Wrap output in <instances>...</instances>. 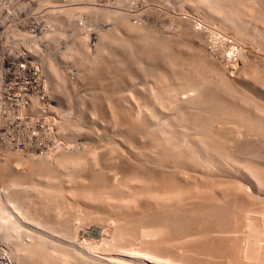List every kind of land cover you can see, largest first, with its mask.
<instances>
[{
	"label": "rangeland",
	"instance_id": "374dc122",
	"mask_svg": "<svg viewBox=\"0 0 264 264\" xmlns=\"http://www.w3.org/2000/svg\"><path fill=\"white\" fill-rule=\"evenodd\" d=\"M218 1L220 2L222 0H217V1L216 0H211V1L210 0H195V1L194 0H121V12L120 11L117 12V11H113V10L90 9L87 7H80L79 9L67 8V9L62 10L60 12H58V11L52 12L51 15L49 16V19L53 24H57V25L61 26V28H64L65 26L70 25L69 27L72 28L71 35H72L73 41L69 42L70 39H68L67 42H69L70 45H68V46L66 45L57 53V54H59V57L61 58L60 60L51 58V57H53V54H51V56L47 57V53H46L44 58L40 61L41 65H42L43 74L45 72L49 73L48 74L49 78H47L48 76L46 74H44L43 80H44V84H45L44 92H45V94L48 95V97L51 100V102H50L51 109L46 114L40 115V117L43 119V121H42V119L36 120L38 122V124L42 126V130H40V131H42V133H43V136H40L39 139H37V140L33 139V141H31V143L34 142L33 144L36 146V149H37V150H33V151L31 150V151L34 152L35 154H37V156L29 154V152H31V151L27 150V152H23V153H17V152L11 153V152H9L4 157L5 159L7 158L4 163H3L4 159L3 160L0 159L2 161V162L0 161V172L2 171V169L5 168L4 165L6 166L7 164H9V165L13 166L14 164H17L19 162V164H17L16 166L14 165L15 168L13 170L14 171L13 173L8 172L9 177H7V174H8L7 172H1L0 173V175L3 174V176H4V177L3 176L0 177V188L2 186H7L6 184L8 183V181L11 179H14L13 180L14 185H16L18 187L13 188V192H15V193L20 192L19 194L22 195V199H23L22 202H24L25 204L26 203L28 204V205L27 204L25 205L23 203L25 205V209H28L27 207H30L29 209L33 215L32 218H35L36 220L38 218V220H40V221L42 220V216H44V215L50 216L49 214H51L53 217L54 213L57 212V209H55L57 207H55V206H59V204H57V203H61V201L64 203V201L65 202L67 201L65 199H68L72 205L70 204L69 201H67L68 205L66 204V206L64 207V210H63V213L66 211L65 214H63L65 220L67 219L66 222L68 221L70 223L69 224L67 222L68 226L70 227V225L73 224L74 227L73 226L70 227L72 230L78 226V227H80L79 231H85V233H88V231H89L90 235H92V233H94V232H92V229L97 228V229H100V231H101L100 233L103 234V236L107 237L108 239H110L112 236L110 234L115 235L114 233H116V237H122V233H121L122 227L119 228V226L116 225L117 228H115V225H113L114 224L113 222H111L110 220H109L110 221L109 222L105 217L101 218L102 216H104L103 213L102 212L98 213L97 211H99V209H102V208L105 210L106 208L104 207L105 206L104 204H107L111 210H113V209L115 210V208H116L117 211L116 210L115 211L119 212L122 210V206L125 208V206L127 207L128 203L130 204L131 199H132L131 202H133V199L137 198L135 196L143 195L142 198L144 197L148 201L151 200V202L152 201L156 202L153 199L160 195L161 197L163 196V198H161V200L164 202V200H166L168 197L171 196L173 191H175L174 193H176V190L180 189V191H183L184 193H188V194L193 192L191 195L185 194V200L183 201V202H185V204L183 202H181V204H183L184 207L180 206V208L183 207L184 210L188 209V211L193 210V208H194L193 206L196 205V203L194 204L192 202V204H190L193 208H190V205H188V204L191 203V201L193 199L194 200H195V198L198 199L199 198L198 196L202 197V199L200 197L199 200H203L204 199L203 197L207 196L208 201L210 200V205L215 204V201L211 200L213 197H215L214 195L219 197V199H221V201L224 199H227V198H229L227 200L230 201V200H232L231 199V197H232L233 199L235 198V200L237 202H239L238 200H240L241 202H246L244 204L250 205L251 206L250 210L253 207H255V210L256 209L258 210V208H256V207L262 206V205L264 207V204H263L264 203V186L263 185L261 186V184L255 183V181H253V180L251 181V179H249V178H244V175L240 177V174L237 175L239 172L236 173L232 169H227L225 167L223 169L222 165L217 166V164H219V163H212V164L209 163V165L207 164L208 165V168H207L206 163L203 162L205 164L204 165L206 167L205 168L202 165L203 163L199 164L200 162L197 161L198 164L194 163L193 167L189 166L191 159H193L192 158L193 156H190L192 154L190 153V148H188V147H191L190 145H192V142H193V144H195V142H196V141L194 142V140L191 139V137L194 135L193 133L192 134L189 133V135L191 137H189V135H187L188 138H190V140H191V141L189 140V142H188L187 137L183 138V136H186V135H183L181 137L178 135L176 137V135H175L174 137H176L177 139H179V138L182 139V141H181V139H179L180 141L178 140L179 142L177 141L180 144L179 145L180 152L177 150L178 151L177 154L180 153L182 155L181 156L182 159L180 157L178 158V156H176L177 154L175 155V158L172 159L173 155L172 156L170 155L171 151L168 154L167 152H169V150H167L166 153L168 155H170L171 158L169 157V159H167L168 157L166 158L165 156L162 155V157H164V158L161 157V159H163V161H161V163L164 162L162 164L160 162H158L161 160L160 156H159V159L157 158L156 160L154 159L153 155H151L152 157L150 156V153L147 150V149L151 150L150 148H147V145L148 144L150 145V143H148L150 141L148 136L146 137V135H145L143 137V139H141V137L139 138V141H140L138 143L139 146H141L143 148H145V147L147 148V149H144V151L142 148V152L141 151L139 152L138 149H136L137 151L134 150V147L136 145L132 146L133 147V151H132V150H130V149H132V147L131 148L126 147L127 146L126 142H125L126 145L124 144V141H125L124 138L134 136L133 132L131 135L130 131H132V130H131V128H129L127 126V123H133L134 124V122H136L140 118L141 110H143V108L141 107L142 108L141 109L140 106H142V104L145 103V102H143L144 99L148 98L147 103H149V99L151 96L150 94H151V92L153 93V89H156L155 87H157V86L158 87L156 90H158V88L163 89L161 87L162 86L165 87L168 83V82H166V83L164 82V84H165L164 85L161 81L157 80V82L162 83V86H161V83L159 84L155 81L156 79H158L157 76H156V78H154L155 76L153 77V75H157L155 73L154 68H156L157 66L158 67L162 66V63H164L163 61L165 59V57H164L165 55L163 56L161 48H160V44H162V43L168 44V42H169V46H170V44H172L171 45L172 46V48H171L172 53H173V48H175L174 52L177 51V54L180 53L181 57L184 56V58H185V56H186V58H189L187 56H189L188 54H190V57L192 55L191 58L193 59L194 57L197 56V59L194 58L195 60H197V62H194V59L193 60L191 58L189 59L195 65H193L192 63H190V65H189L188 62H187L188 64L186 62H184L183 65L185 67L184 66L181 67V69H180L181 73H185L188 76H192L191 74H193V75L197 74L199 76L200 75L199 73L201 71V74L202 73L204 74V75L202 74L203 76H206L208 74L207 77L210 78L211 80H213L212 78H214L217 82H219L218 79L220 78V79H222L219 82L220 85L219 84L217 85L215 80H213L215 82H212L210 80L212 82L210 84L214 85V87L212 85H209V87L211 88V86H212V88L214 90L217 89L216 91H214L215 93L216 92L218 93L220 91L218 94H219V96L220 95L223 96V97L220 96L221 99L226 98L223 100H225L227 102L232 101L230 103H231V105L233 103V106L235 103H237L235 105L238 107H240V106H242L241 108L246 107V110L248 108V110H247L248 112L249 111L255 112V109L257 110V112L259 111L258 109H260V111H261V108H256V107L257 106L258 107L264 106V103H263L264 102V39H262L260 37L258 39L256 33L252 29L251 30L246 29V31L244 30V31L240 32L238 30L239 29L241 30V27H237L238 30H236L233 26L228 27L229 24L227 23L226 19L224 17H222L223 15L221 16V14H219V12L221 13V9H222L221 3H223V4L225 3V5H226L227 0H225L226 2L222 1L219 3V6L221 5L220 6L221 9H219V6L216 8ZM230 1L231 0H228L227 5H229V4L231 5L232 3L234 5V7H236V5H238V3H237L238 1H235L236 5H235V2H233L234 0H232L231 3H230ZM262 1L264 4V0H262ZM208 2H210V3L212 2V4L210 5V3L208 4ZM233 5H231V8H234V7H232ZM210 6H212V7H210ZM226 7H229V6H226ZM218 9H219V11H217ZM78 13L83 14V16L86 17V19L90 22L91 26L97 25L99 22L104 23L103 28H101L99 26L91 27V29L98 31V32H97V35H94V37L96 36L97 40L95 41L94 45L89 49L87 48V45L85 44L84 35L82 37L81 28L76 24V22L74 20L76 17V14H78ZM68 16H70L71 18L69 19ZM66 19L67 20L69 19V21H64ZM121 20H123L122 23H124L123 27L126 24H128V25H126V27H124V28L122 26H120ZM220 20H221V22H220ZM258 23L260 24L259 25V27H260L262 23L261 22H258ZM224 26H226V27H224ZM59 33L62 36L65 35L64 31H61ZM105 33H106V35H105ZM243 33H246V34H243ZM53 34L48 33L47 37H49V36L52 37ZM145 34H147V35H145ZM151 35H153V37ZM57 36L62 37L59 35H57ZM139 36H141V37H139ZM156 39H158V40H156ZM165 39H167V40H165ZM261 39H262V41H261ZM105 40H106V43H105ZM158 41L160 43H156ZM171 41H173V42H171ZM99 42H101V44H103V43L104 44L101 45ZM174 42H177V43H174ZM218 43H219V45H218ZM51 44L54 46L55 41L51 40ZM151 44H152V46H151ZM175 44H178V45H175ZM162 45H164V44H162ZM53 46H51V50H54ZM155 46H158V47H155ZM152 47H153V49H152ZM229 47H231V48H229ZM188 48L190 50H188ZM157 49L160 53L157 51ZM220 49H222V50H220ZM129 52H130V54H129ZM184 52H185V55L183 54ZM128 55L130 57H128ZM134 56L138 57V58L135 57L137 59V61H135L136 59L134 58ZM173 57L175 58V54ZM108 58H110V59H108ZM131 58H133V59H131ZM117 60L119 62H117ZM50 62L53 66H56L55 67L56 71L59 70L58 72H60V73L58 75H60V76L54 77L53 75L52 76L50 75L51 72L49 70H47V65H49ZM65 62L66 63H68V62L72 63L73 66L76 68V70H75L76 72L73 74H67ZM114 62L117 65H115ZM128 62H130L131 64ZM109 64H112V67ZM127 64L129 66V68H128ZM185 64L187 65V67ZM90 65H91V67H90ZM106 65H109V66L106 67ZM150 65L151 66L153 65V66L151 67ZM199 65H201L202 68H197V67H200ZM123 68H124V70H123ZM145 69H146L147 73L145 72ZM152 69H153L154 73L152 72ZM182 69H184V70H182ZM121 70H123V71H121ZM132 70H134V71L132 72ZM188 70H189V72H188ZM202 70H203V72H202ZM125 72L127 73V75ZM94 73H97V74H94ZM144 73H146V74L144 75ZM122 75L125 78L122 77ZM197 75H195V77H198ZM202 75H201V77H202ZM220 75L222 78L219 77ZM51 77H53V78H51ZM192 77L195 78L194 76H192ZM223 77H225L226 79L223 80ZM198 78H200V76ZM54 80H56V81H54ZM153 80L156 83L153 82ZM51 81H54L55 83L54 82L52 83ZM127 81H128V83H127ZM223 81H225V82L228 81V83L230 82L231 84L229 83L230 84L229 85L228 83H225ZM221 82H223V83H221ZM170 83H174V82H170ZM176 83H178V82H175V84ZM55 84H57L56 87H55ZM154 84H157V85H155V87L153 88L152 86ZM137 85H138V87H137ZM215 86H216V88H215ZM231 87H232V89H231ZM52 88H54V89H52ZM56 88H58V90ZM199 90L196 93L194 92V94H193V92L191 94H189V97L191 98L192 95L194 97L195 95H197V93H198V95H200L202 93V90L204 91V89H202V90H200V92H201L200 93ZM54 91H56V92H54ZM145 91H147V92H145ZM241 91H243L244 93ZM122 93L124 94V97L126 96V99H125L126 102L124 101V103H127V101H129L128 103L133 105V102H134V106H132V109H131V105L126 104L129 107H127V106L125 107V105H124V108L125 109L127 108V112L129 111V108L132 111L131 112L129 111L128 113H130V114H127L126 116L123 115V117H122V109H121L122 108V100L121 99H122V95H123ZM142 94H143V96H142ZM144 95H147L148 97H146ZM179 96H180V100L182 102L188 101L186 99H190V98H188L187 95H184V94H182V96L180 94ZM103 97H105V98H103ZM139 97H141V98H139ZM144 97H146V98H144ZM184 97H185V99H183ZM229 97H231V98H229ZM139 99H142V100H139ZM136 100H137V103H136ZM180 100H178V101H180ZM182 102H180V103L184 107L183 106L180 107V105H181L180 103H179L180 104L179 106L177 103H176L177 106L175 105V103H172L173 105L171 103H169V105H167V107H166V110H165V108L159 110L160 107L156 104L155 105L158 108L156 106L154 107L153 102L151 103L152 105L147 104V103H145V104L151 106L149 108H151L153 112L157 113L156 117L158 118L157 120L161 119L159 121L160 123H162L163 118H164L163 123H165V122L167 123L170 118H172V120H173L172 116H174V115H175L174 119L180 117L178 115L179 114V111H177L178 109L179 110L182 109L180 111H186L188 109V105L186 104L187 102H184V103H182ZM135 105L136 106L139 105V107H136ZM186 105H187V109L185 108ZM174 106H176V107H174ZM133 108H134V110H133ZM183 109H185V110H183ZM243 109L245 110V108H243ZM163 110H164V112H163ZM167 110H169V112H167ZM171 111H173V112H171ZM143 112H144V110H143ZM153 112H152V114H153ZM251 112H249V113H251ZM262 115L264 117V113ZM124 116L128 117V118L132 116L134 119L131 117L132 119L129 118L130 120L129 119L123 120V118H125ZM158 116H160V117H158ZM136 117L137 118L139 117V118L137 119ZM135 119H137V120L135 121ZM122 120L124 122H122ZM126 120H128V121L125 122ZM171 121H169L167 123V126L171 124ZM163 123H162L163 127L165 126L167 128L166 123L165 124H163ZM182 123H183V121H182ZM123 124H125L126 127ZM236 125L239 126V124H236ZM127 127L129 129H127ZM169 128L170 127L168 126V128H167L168 131H170ZM124 130H125V132H124ZM126 130H128V131H126ZM241 130H242V132H241ZM243 130H244V128H241L239 130L240 131L239 133L241 134V136L244 134ZM123 132H124V134H123ZM125 133H127V134H125ZM128 134H129V136H128ZM122 135L123 136L126 135V136H124V138H123ZM249 135H248V139H256L257 138V136H255L253 138L254 135H250V136H252V138L251 137L249 138ZM242 138L244 139L245 135L240 137V138L238 137V140L240 139L239 141H245ZM162 139H163L162 141H164L163 143L167 142L169 146L171 145V143L169 144V141H167L164 137ZM245 139H247V136ZM122 140H124V141H122ZM184 140H186L188 143ZM195 140H196V138H195ZM140 143H142V144H140ZM189 143H190V145H189ZM166 144H165V146H166ZM183 145L184 146L186 145V146L184 147ZM129 146H131V145H129ZM162 146L163 145H161V148L164 149V146L163 147ZM141 147H139V148H141ZM125 148H127V151ZM258 148H262V147L258 146ZM143 153L145 154V156ZM183 153H185L186 155H187V153L188 154L190 153V155H189V157H187L188 155L186 156ZM180 154H179V156H180ZM122 155H124V156L122 157ZM183 155L187 157L186 159L191 157V159H189V161H188L189 164L186 163L187 160L185 159L186 164L183 165L184 161H185L183 159L184 158ZM32 156H34V157H32ZM137 157L138 158L142 157V158L139 160ZM148 157H149V159H148ZM164 159L165 160L167 159V161H166L167 164H169V163H171V164H169V166L167 164L165 165L166 162L164 161ZM171 159H172V161H175V162H168V160L171 161ZM179 159L183 160V162H180ZM35 160H36V163H33V162H35ZM63 160H65V161H63ZM66 160H68V161H66ZM70 160L71 161L73 160V161L70 163ZM129 160H131V161H129ZM132 161L133 162L135 161L134 162L135 164ZM137 161H139V162H137ZM144 161H146V162H144ZM176 161H177V163H176ZM157 162L159 164H157ZM39 163H41V164H39ZM65 163L68 165V167ZM174 163H176L177 166H178V163H180V164L182 163L181 166L183 165V167L180 166V167L176 168V170L174 172L175 176H174V174H172L173 173L172 170L175 169V167L172 166V165H174ZM192 163L193 162H191L190 165H192ZM33 164H35V165H33ZM61 164H62V166H61ZM176 164H175V166H176ZM9 165H7V166H9ZM37 165L39 166L40 169L37 168ZM63 165H65L64 168H63ZM122 165L123 166L125 165V166L122 167ZM139 165H141L140 168L138 167ZM197 165H199V166H197ZM215 165H216V167H215ZM186 166H187V168H186ZM125 167L129 168L130 170L125 168ZM163 167H166V169L164 168L166 171L163 169ZM172 167H174V168L172 169ZM198 167H200L201 169ZM212 167H214L216 169L214 170V168H212ZM219 167H222V168H219ZM34 168H35V170H33ZM49 168H50V170H49ZM124 168L127 170V171L125 170L126 172L124 170H122ZM155 168L156 169L158 168L160 171L156 170ZM193 168H194V170H193ZM139 169H141L140 171L142 172L143 175L140 173ZM177 169L178 170L181 169L182 172H181V170L177 171ZM184 169H186V170L188 169V171H185ZM207 169H208V171H207ZM209 169H210V171H209ZM36 170H37V172H36ZM147 170H148V172H147ZM200 170H203V171L200 172ZM30 171L32 173H30ZM204 171H206V172H204ZM230 171H232V173ZM24 172H25V175L27 174L26 176L24 175ZM154 172H155V174H154ZM211 172H213V173H211ZM122 173H124L125 175ZM139 173H140V175H139ZM167 173H169V174H167ZM185 173H186V175H184ZM29 174L31 176H28ZM90 174H92V175H90ZM129 174H130V176H129ZM149 174L151 176H149ZM157 174L160 175L159 179L157 177ZM166 174L168 177L166 176ZM205 174H206V176H204ZM229 174H231V175L229 176ZM18 175L20 178H18ZM105 175H106V177H105ZM163 175H164V177H163ZM171 175H173L174 177L171 178L172 177ZM10 176H11V178H10ZM144 176L146 177V179ZM169 176H171V177H169ZM183 176H185V177H183ZM237 176H239V177H237ZM23 177H25V179ZM116 177H117V179H116ZM175 177H177V178L174 179ZM242 177L244 178V180L241 181L240 179ZM139 178H140V180H139ZM141 178L142 179L144 178L143 180H145V181H143ZM155 178L157 181L155 180ZM182 178H184V180ZM197 178H198V180L201 179V180H199L200 182L197 180ZM20 179H21L22 183L20 182ZM97 179H98V181H97ZM173 179H174V182H173ZM185 179H186V181H185ZM206 179H207V181H206ZM141 180L143 181L142 184L140 183V182H142ZM151 180H154L155 183H153ZM179 180H180V182L177 183ZM211 180H212V182H211ZM147 181H149V185L147 184L148 183ZM158 181L163 182L164 185L162 184L160 186L161 182H158ZM188 181H190V182L193 181V182L189 183ZM238 181L240 182V184L242 182V185L238 186V184H236V182H238ZM99 182H103V184L102 183L100 184ZM144 182H147V183H144ZM171 182H172V187L170 186ZM184 182H186V183H184ZM234 182H235V184H234ZM130 183H132L131 185L133 188H130L131 187ZM138 183L141 185H139ZM174 183H176V185ZM215 183H217V184H215ZM19 184H20V186L23 185L21 187V189H20ZM32 184H34V185L32 186ZM178 184H180V185H178ZM256 184H258L260 186L258 187ZM29 185H31L32 187ZM123 185L125 188L122 187ZM155 185H158V186L156 188H154ZM204 185L206 186L205 188H204ZM26 186H28V187H26ZM96 186H97V188H96ZM126 186H128V188ZM150 186H151V188L149 189L148 187H150ZM178 186H179V188H178ZM184 186H186L187 189ZM237 186H238V188H235ZM242 186H243V188H242ZM59 187H61V188L59 189ZM138 187H140V188H138ZM158 187H161V189L159 188L160 190H162L161 193H160V190L158 189ZM182 187H183V190H182ZM207 187H210V189ZM215 187H217V188H215ZM24 188H26V190ZM35 188H36V190H35ZM48 188H49V190H48ZM57 188H58V190H57ZM145 188H147V189H145ZM188 188L190 189L189 192H188ZM198 188H199V190H198ZM201 188H202V190H200ZM240 188H242V189H240ZM30 189H32V190H30ZM61 189H62V191H61ZM89 189H90V191H88ZM106 189H108V190H106ZM142 189L144 191L156 189L154 192V193H156V195L151 190V192L153 193V195L155 197L154 196L152 197V195L148 191H147V193L150 194V197H147L148 194L146 192L144 193V191ZM184 189H186V191ZM247 189H249V190H247ZM22 190H25V191H22ZM59 190H60V192H59ZM124 190H126L127 192ZM167 190L169 192H167ZM193 190H195V192ZM218 190H220V192ZM223 190H225V192ZM226 190L227 191L229 190V192H227ZM230 190H235V192L230 191ZM8 191L11 192V189ZM79 191H80V193H79ZM103 191H104V193H103ZM134 191L137 193V195ZM198 191L201 192L202 194L199 193ZM222 191H223V193H222ZM26 192H28V193H26ZM57 192H59V193H57ZM61 192H63V193H61ZM209 192H212V193H209ZM78 193H79V195H76ZM83 193L86 194L87 196L84 195ZM162 193H163V195H162ZM204 193H206V194H204ZM216 193H218V195ZM235 193H237V194H235ZM239 193H240V195H239ZM27 194H29V195H27ZM145 194H147V196H144ZM199 194H201V195H199ZM2 195H4V193ZM60 195L63 198L60 197ZM133 195H135V196H133ZM186 195H187V198H186ZM195 195H196V197H194ZM208 195H210V196H208ZM224 195L226 197H224ZM64 196H66V198ZM130 196H131V199H130ZM160 196H159V198H160ZM1 197H0V199H1ZM146 197L149 199H147ZM151 197L153 199H151ZM192 197H193V199H192ZM35 198L37 200H35ZM142 198H141V200L144 199V198L143 199ZM157 198H156L157 203L162 204V201L160 200L161 202H158L159 198L158 199ZM41 199H42V201H41ZM56 199H58L59 201L61 200V201L59 202ZM145 199H144V201H145ZM241 199H243L244 201ZM249 199L252 200V202ZM170 200H171V202H170ZM175 200H176L175 198L174 199L169 198L168 202L173 203ZM204 200H206V197ZM148 201H147V203H148ZM187 201H189V203H186ZM225 201L226 200H224L223 202L225 203ZM36 202H37V204H35ZM100 202H101V204H103L102 206H101V204H99ZM151 202L149 201L150 204H151ZM45 203H46V205H47V203L50 204V205L49 204L47 205L48 207H50L51 205L53 206V207L51 206L50 209L48 208V210H52V208H53L52 212L49 211V213L46 214L45 210L43 211V207L46 206V205H44ZM87 203H88V205H87ZM224 203L222 206H224V205L226 206V204H224ZM261 203H262V205H261ZM32 204L39 205V206H41L42 209L40 207L38 208V206L33 208V206H35V205H32ZM40 204H42L44 206H42ZM53 204H55V205H53ZM62 204H60L61 208H62ZM117 204H119V205H117ZM238 204H241V203L239 202ZM185 205H188L189 207H187V206L185 207ZM256 205H258V206H256ZM83 206H85V207H83ZM91 207H92L93 212L95 211L94 212L95 214L94 213L93 214L88 213V212L92 211ZM32 208H33V211L31 210ZM85 208L88 209V211ZM29 209H28V211H29ZM35 210H37V211H35ZM42 211L45 213L43 214ZM76 211H78V212H76ZM254 211H249V213L250 212L253 213ZM258 211H260V210H258ZM258 211H255V214H251V215L252 216L254 215L256 218H259V217L261 218V213H259V216H258ZM38 212H40V213L38 214ZM76 213L77 214L80 213V214H78L79 216H77ZM81 213H82V215H81ZM74 216L77 219L76 221L72 220V219H74ZM103 219H106L107 221L104 220V222H103ZM198 219H195V220L200 221L199 223L204 222V220H205V222H204L205 224L208 223L206 221V219H204V220H202L203 218L202 219L198 218ZM78 220L80 223H78ZM195 220H194V225L191 224L193 220L191 221V223H190V220H183L181 222L183 224L182 226H184L185 224L188 223L187 225L184 226V228H185V231H188L190 229L189 232L192 231L191 228L194 231V228L198 226L197 228H195L196 232H192L193 234H190L191 232L190 233L186 232V234H185V232L183 233L185 235L184 239L188 240L187 242L185 240H184L185 242L184 241L183 242L185 244L191 243V244H188V246L190 245L189 247H186L187 245L186 246L183 245L184 243L181 241V239H183L182 237L179 240H178V238H176V237H179L178 234H177L178 236H176L174 234L175 238L173 237V234L171 235L172 237L170 236L169 233L172 231H176V229L174 230L171 228L170 229L171 231H169L167 235H164V237H162V236H159V237L164 238V240H166L168 242L167 244H172V245H174V247L183 245L184 248L182 247L181 249H190L191 248V250L192 249L195 250V252L197 253L196 255H195V252L193 250L192 251L187 250V252L190 253L191 255L193 254V256L195 255L200 260V259H203L204 257L207 258V256H208L207 259H209V255L205 256V254H203V253H205V252H203V251H205L203 248H202L203 250L197 249L198 252L195 248V247H198L197 243L200 241L201 237H202L201 241L203 239L206 240L205 236L201 233L202 230L203 231L204 230H211V232H210L211 236L209 237L210 238L209 240H211V241H213L212 238L215 239V241H217L218 238L221 240L222 239L221 237H224V236L227 237V235H229L230 238H233V237L237 238L240 235V233H241V235L243 234L242 232H239V233L232 232L233 230L228 231V230H231L229 228L233 229V227H230L226 224H224L225 226L223 225L221 227H220V225H218L220 228H218L216 226L214 227V225L211 224L212 221H209L211 223L210 224L208 223L209 225L206 224V226L202 223V225H204V227L203 226L201 227V224H199ZM186 221H189V222L185 223ZM243 221H244V219L240 221V224ZM85 223H87V224H85ZM190 224H191V226H190ZM195 225H197V226H195ZM210 225H211V227H210ZM186 226H189V227H186ZM193 226H195V227L193 228ZM199 226L201 227V229ZM207 226H208V229H205V227H207ZM223 227H226L225 231L227 229V232H229V233L222 232L221 229H224ZM186 228H188V229L186 230ZM212 229H214V230H212ZM219 229L221 232H219ZM197 230L201 231L200 232L201 235H200L199 231H197ZM231 233H233V234H231ZM235 233H236V235H235ZM80 234H82V233H80ZM194 234H195V238H197L199 241L195 238L192 239L194 237L193 236ZM230 234L233 235V237L230 236ZM261 234H263V233H261ZM261 234H260V236L264 237ZM19 235H20L19 238L20 239L22 238L21 241L27 242V238L25 237V235L23 233H20ZM187 235H190L192 238L188 236L190 238V240H189V238H187ZM213 235H215L216 237ZM19 238H18V240H20ZM169 238H172L173 240L169 239ZM151 239H154V236H150L146 240H151ZM174 239H175V241H174ZM97 240H98V238H97ZM171 241H172V243H171ZM173 241H174V243L177 242V244L176 243L173 244ZM241 244L243 245L244 242L242 241ZM0 246L8 254V247L12 246V241L11 240L6 241V242L0 241ZM206 248H209V247H206ZM209 250L210 249H208V251ZM206 251H207V249H206ZM198 255L199 256L202 255V256L198 257ZM29 256L32 259V255L29 254ZM210 259L214 260L215 261V262L213 261L214 263H217V262H218V264L223 263L221 261L219 262V260L221 259L219 257H216V258L210 257ZM248 259H249V257L247 258L246 263L251 262L250 261L251 258L249 260ZM251 260H252L251 264L255 262V261L253 262V259H251ZM202 262L206 263V261H202ZM208 262H210V261H207V263ZM14 263H16V261H14ZM42 263H44V262H42ZM195 263L197 264V262H195ZM48 264H50V263H48ZM208 264H210V263H208ZM224 264H225V262H224Z\"/></svg>",
	"mask_w": 264,
	"mask_h": 264
},
{
	"label": "bare ground",
	"instance_id": "6f19581e",
	"mask_svg": "<svg viewBox=\"0 0 264 264\" xmlns=\"http://www.w3.org/2000/svg\"><path fill=\"white\" fill-rule=\"evenodd\" d=\"M195 1V0H194ZM211 1V0H210ZM217 1V0H216ZM222 1H225V0H222ZM222 1H220V2H222ZM235 1H238L237 3H238V5H236V2ZM207 2V1H206ZM205 2V3H206ZM215 2V1H214ZM219 1H218V4H217V6H216V8L219 6V3H220ZM226 2V1H225ZM227 2H228V0H227ZM227 2H226V5H225V3L223 4V3H221L222 4V9H221V7L219 6V9H221V13L219 12V14H221V16L222 17H224L225 19H226V21H227V23L229 24V26L228 27H230V26H233L236 30H238L237 29V27H241V30L239 29L238 31H240V32H242V31H246V29H252V30H254V32L256 33V35H257V37H258V39H259V37L260 38H262V39H264V4H263V1L262 0H234L233 2H235V5H236V7H234V5H233V3L231 4V5H233L232 7H234V8H231V5L229 4V5H227ZM232 2V0L230 1V3ZM210 2H208V4H209ZM207 4V5H208ZM212 4V2L210 3V5ZM216 4V3H215ZM225 5V6H224ZM213 6V5H212ZM212 6H210V7H212ZM226 6H229V7H226ZM230 8V9H229ZM87 9V8H86ZM211 9V8H210ZM213 9V8H212ZM219 9L217 10V11H219ZM65 10V9H64ZM56 14V13H55ZM218 14V13H217ZM106 15V14H105ZM57 16V15H56ZM71 16V15H70ZM70 16H68V18L70 19L71 17ZM210 16V15H209ZM117 17V16H116ZM54 18V17H53ZM118 18V17H117ZM159 18V17H158ZM223 18V19H224ZM69 19L67 20H64V21H69ZM122 19V18H121ZM124 20V19H123ZM123 20H121V24H120V26H122L123 27V24L124 23H122V21ZM63 21V20H62ZM128 22V21H127ZM220 22H221V20H220ZM258 22H261L262 24H261V26L259 27V23ZM227 24V25H228ZM117 25V24H116ZM119 25V24H118ZM126 25H128V24H126ZM126 25H124V27H126ZM210 25V24H209ZM70 26V25H69ZM118 27V26H117ZM123 27V28H124ZM156 27V26H155ZM220 27V26H219ZM224 27H226V26H224ZM129 29V28H128ZM196 29V28H195ZM202 29V28H201ZM207 29V28H206ZM117 30V29H116ZM198 30V29H197ZM234 31V30H233ZM104 34V33H103ZM110 34V33H109ZM140 34V33H139ZM243 34H246V33H243ZM101 35V34H100ZM105 35H106V33H105ZM120 35V34H119ZM145 35H147V34H145ZM150 35V34H149ZM197 35V34H196ZM76 36V35H75ZM118 36V35H117ZM152 37H153V35H151ZM111 37V36H110ZM139 37H141V36H139ZM162 37V36H161ZM167 37V36H166ZM179 37V36H178ZM109 38V37H108ZM112 38V37H111ZM155 38V37H154ZM153 38V39H154ZM169 38V37H168ZM177 38V37H176ZM107 39V38H106ZM143 39V38H142ZM255 39V38H254ZM262 39H261V41H262ZM96 40H97V38H96ZM100 40V39H99ZM127 40V39H126ZM149 40V39H148ZM156 40H158V39H156ZM164 40V39H163ZM165 40H167V39H165ZM112 41V40H111ZM117 41V40H116ZM161 41V40H160ZM222 41V40H221ZM259 41V40H258ZM98 42V41H97ZM155 42V41H154ZM171 42H173V41H171ZM214 42V41H213ZM255 42V41H254ZM100 44H101V42H99ZM98 43V44H99ZM105 43H106V40H105ZM129 43V42H128ZM141 43V42H140ZM156 43H160L159 41L158 42H156ZM167 43V42H166ZM174 43H177V42H174ZM203 43V42H202ZM234 43V42H233ZM261 43V42H260ZM263 43V42H262ZM97 44V43H96ZM104 44V43H103ZM103 44H101V45H103ZM110 44V43H109ZM162 44H164V45H162ZM162 44H160V48H161V51H162V54H163V56L165 57V59H164V63H162V66H155L156 68H154V70H155V73L157 74V75H153V77L154 78H156V76H157V78L158 79H154L156 82H157V80H159V81H161L163 84H164V82L166 83V82H168L167 83V85L165 86V87H163L162 86V83H161V86L159 85L160 83L159 82H157V83H159L158 85L161 87V88H163V89H160V88H158V90H156L157 89V87H155V85H157V84H154L152 87L154 88H156V89H153V93L151 92V96H150V99H149V103H147L148 101V98L147 99H144V101L143 102H145V103H147V104H150V105H152L151 103L153 102V106L155 107L156 105H158L159 107H160V109L159 110H161V109H164L165 108V110H166V107H167V105H169V103H175V105L177 106V104H178V106L181 104L180 102H182L181 100H180V94H181V96H182V94H184V95H187L188 96V98H190L189 97V94H191L192 92H193V94H194V92L196 93L199 89L200 90H202V89H204V91L202 90V93L200 92V90H199V92L201 93L200 95H198V93H197V95H195L194 97H193V95H192V97L190 98V99H186V100H188V101H184V102H187L186 104L188 105V109H187V105H186V111H180V110H182V109H176L177 111H179V118H175L174 119V117H175V115L174 116H172L173 117V120H172V118H170L169 120H168V122L169 121H171V124L170 125H168L170 128H169V130L170 131H168V126H167V123H166V126H167V128L164 126L163 127V125H162V123L164 122L163 120H164V118L162 119V123H160L159 121L161 120H157L158 118L156 117L157 116V113H155V112H153L152 111V109L151 108H149V107H151V106H149V105H147V104H142V106H140V108L142 107L143 108V110H144V112H143V110H141V115H140V118L138 119L137 117V119H135V121L136 122H134V124L133 123H127V126L129 127V128H131V130L132 131H130L131 132V135H132V132H133V135L134 136H130V137H126V138H124V136H126V135H122L123 136V138H124V140H122V141H124V144H125V142L127 143V146L126 147H128V148H131L133 145H136L135 147H134V150H136V149H138L139 150V152L141 151L142 152V148L143 147H141V146H139V138L141 137V139H143V137L146 135V137L148 136L149 137V139H150V141L148 142V143H150V145L148 144L147 145V148H150L151 150H149V149H147L146 147L145 148H143V151H144V149H147L148 150V152L150 153V156L151 155H153L154 156V159L156 160L157 158L159 159V156H160V159H161V157H162V155L163 156H165L167 159H169V157L171 158V156L173 155V157H172V159H174L175 158V155L178 153V151L180 152V149H179V139H181V138H179V139H177L176 137H177V135L178 136H183V135H186V136H183V138L184 137H187L188 138V136L187 135H189V133H193L194 135L191 137L190 135H189V137H191V139L192 140H194V142H195V144H193V142H192V145H190V143H189V145L191 146V147H188V148H190V153L192 154V155H190V153L188 154L187 153V155L185 154V153H183V154H185L187 157H189V155L190 156H193L192 158L193 159H191V157L190 158H188V159H186L187 157L186 156H184V160L186 159L187 160V162H186V160L184 161V164L183 165H185L186 163H188L189 164V159H191V162H193L192 163V165H190L191 164V162H190V164H189V166H192L193 167V164L194 163H196V164H198L197 163V161L198 162H200L199 164H202L203 162H205L206 163V166H207V168H208V165H209V163L210 164H212V163H219V164H217V166H221L222 165V167H223V169H224V167L225 168H227V169H232L234 172H236V173H238L237 175H239L240 174V177L241 176H243L244 175V178H249V179H251V181L253 180V181H255V183H258V184H261V186L263 185L264 186V117H263V111H264V106L263 107H256V108H261V111H260V109H258L259 111L257 112V110L255 109V112H251V111H249V112H251V113H249L247 110H248V108H247V110H246V107H243V108H245V110L247 111H245L243 108H241L242 106H240V107H238V106H236L235 104H237V103H235L234 104V106H233V103H232V105H231V103L230 102H232V101H225V100H223V99H226V98H222L221 99V97H223V96H219V92L217 93H215L214 91H216V90H214L213 88H212V86L214 87V85H212V84H210V83H212V82H215L216 80L214 79V78H212L213 80H215V81H213V80H211L210 78H208L207 77V75L206 76H203L202 74H201V71H200V78H198L199 76L197 75V74H195V75H197L198 77H195V75H193V74H191L192 76H194L195 78H193L192 76H188V75H186L185 73H181V67L182 66H184L183 64H184V62H188L189 63V65H190V63H192L193 65H195L191 60H189L191 57H192V55H191V57H190V54H188L189 56H187V57H189V58H186V56H185V58H184V56H180V53H178L177 54V51L176 52H174V49L175 48H173V53L175 54V58L173 57L174 56V54L172 53V50H171V48H172V44H170V46H169V42H168V44H165V43H162ZM185 44V43H184ZM107 45V44H106ZM149 45V44H148ZM156 45V44H155ZM162 45V46H161ZM175 45H178V44H175ZM215 45V44H214ZM218 45H219V43H218ZM111 46V45H110ZM151 46H152V44H151ZM221 46V45H220ZM258 46V45H257ZM100 47V46H99ZM155 47H158V46H155ZM154 47V48H155ZM194 47V46H193ZM228 47V46H227ZM101 48V47H100ZM149 48V47H148ZM229 48H231V47H229ZM152 49H153V47H152ZM156 49V48H155ZM154 49V50H155ZM196 49V48H195ZM188 50H190L189 48H188ZM212 50V49H211ZM220 50H222V49H220ZM219 50V51H220ZM110 51V50H109ZM157 51H158V49H157ZM186 51V50H185ZM226 51V50H225ZM148 52V51H147ZM159 52V51H158ZM164 52V53H163ZM179 52V51H178ZM223 52V51H222ZM256 52V51H255ZM111 53V52H110ZM160 53V52H159ZM182 53V52H181ZM187 53V52H186ZM212 53V52H211ZM129 54H130V52H129ZM158 54V53H157ZM179 56H177V55ZM184 55H185V52L183 53ZM230 54V53H229ZM233 54V53H232ZM135 55V54H134ZM116 56V55H115ZM177 56V57H176ZM114 57V56H113ZM119 57V56H118ZM128 57H130L129 55H128ZM132 57V56H131ZM135 57H137V56H134V58ZM194 57V56H193ZM220 57V56H219ZM94 58V57H93ZM127 58V57H126ZM138 58V57H137ZM195 59H197V56L196 57H194ZM193 58V59H194ZM103 59V58H102ZM105 59V58H104ZM108 59H110V58H108ZM131 59H133V58H131ZM136 59V58H135ZM192 59V58H191ZM192 59V60H193ZM194 59V62H197V60H195ZM151 60V59H150ZM94 61V60H93ZM111 61V60H110ZM135 61H137V59L135 60ZM49 62V61H48ZM47 62V63H48ZM117 62H119L118 60H117ZM122 62V61H121ZM143 62V61H142ZM160 62V61H159ZM115 63V62H114ZM128 63H130V62H128ZM187 63V64H188ZM220 63V62H219ZM249 63V62H248ZM89 64V63H88ZM120 64V63H119ZM131 64V63H130ZM135 64V63H134ZM191 64V65H192ZM109 65H111V67H112V64H109ZM109 65H106V67L107 66H109ZM114 65V64H113ZM115 65H117L116 63H115ZM124 65V64H123ZM160 65V64H159ZM186 65V64H185ZM192 65V66H193ZM206 65V64H205ZM210 65V64H209ZM125 66V65H124ZM127 66H128V64H127ZM132 66V65H131ZM135 66V65H134ZM151 66V65H150ZM153 66V65H152ZM151 66V67H152ZM200 67H197V68H202V66L201 65H199ZM233 66V65H232ZM56 66H53L52 64H51V62H50V64L49 65H47V70H49L51 73H50V75L52 76H54V77H58V76H60V75H58L60 72H58L59 70H57L56 71V68H55ZM90 67H91V65H90ZM114 67V66H113ZM117 67V66H116ZM123 67V66H122ZM139 67V66H138ZM148 67V66H147ZM185 67V66H184ZM186 67H187V65H186ZM226 67V66H225ZM125 68V67H124ZM124 68H123V70H124ZM128 68H129V66H128ZM132 68V67H131ZM130 68V69H131ZM192 68V67H191ZM212 68V67H211ZM115 69V68H114ZM151 69V68H150ZM185 69V68H184ZM184 69H182V70H184ZM204 69V68H203ZM46 70V69H45ZM94 70V69H93ZM96 70V69H95ZM123 70H121V71H123ZM128 70V69H127ZM205 70V69H204ZM218 70V69H217ZM238 70V69H237ZM90 71V70H89ZM118 71V70H117ZM116 71V72H117ZM134 70H132V72H133ZM88 72V71H87ZM115 72V71H114ZM129 72V71H128ZM145 72H146V69H145ZM152 72H153V69H152ZM188 72H189V70H188ZM202 72H203V70H202ZM238 72V71H237ZM243 72V71H242ZM98 73V72H97ZM97 73H94V74H97ZM102 73V72H101ZM121 73V72H120ZM126 73V72H125ZM147 73V72H146ZM146 73H144V75L146 74ZM150 73V72H149ZM154 73V72H153ZM192 73V72H191ZM197 73V72H196ZM239 73V72H238ZM44 74H46L47 76H48V74L49 73H44ZM62 74V73H61ZM134 74V73H133ZM189 74V73H188ZM125 75V74H124ZM126 75H127V73H126ZM201 75H202V77H201ZM122 77H124L123 75H122ZM136 77V76H135ZM151 77V76H150ZM212 77V76H211ZM215 77V76H214ZM219 77H221V75L219 76ZM47 78H49V76L47 77ZM51 78H53V77H51ZM125 78V77H124ZM149 78V77H148ZM152 78V77H151ZM222 78V77H221ZM256 78V77H255ZM93 79V78H92ZM224 79H226L225 77H223V80ZM247 79V78H246ZM153 80V82H155ZM170 82H174V83H170ZM212 82H211V81ZM219 80V82H220V80H222V79H218ZM257 80V79H256ZM259 80V79H258ZM54 81H56V80H54ZM54 81H51L52 83L54 82ZM59 81V80H58ZM123 82V81H122ZM131 82V81H130ZM155 82V83H156ZM175 82H178V83H176L175 84ZM219 82H217L216 81V83H217V85L219 84ZM223 82H225V81H223ZM223 82H221V83H223ZM55 83V82H54ZM127 83H128V81H127ZM225 83H228V81L227 82H225ZM224 83V84H225ZM230 83V82H229ZM228 83V84H229ZM135 84V83H134ZM143 84V83H142ZM214 84V83H213ZM227 84V85H228ZM231 84V83H230ZM229 84V85H230ZM235 84V83H234ZM126 85V84H125ZM165 85V84H164ZM209 85H212L211 86V88L213 89H211L210 87H209ZM216 85V84H215ZM220 85V84H219ZM226 85V86H227ZM45 86V85H44ZM43 86V87H44ZM57 86V84H55V87ZM149 86V85H148ZM151 86V85H150ZM223 86V85H222ZM54 87V88H55ZM132 87V86H131ZM137 87H138V85H137ZM146 87V86H145ZM230 87V86H229ZM51 88V87H50ZM54 88H52V89H54ZM127 88V87H126ZM150 88V87H149ZM215 88H216V86H215ZM57 90H58V88H56ZM116 89V88H115ZM141 89V88H140ZM139 89V90H140ZM219 89V88H218ZM223 89V88H222ZM231 89H232V87H231ZM126 90V89H125ZM155 90V91H154ZM227 90V89H226ZM229 90V89H228ZM224 91V90H223ZM233 91V90H232ZM54 92H56V91H54ZM141 92V91H140ZM145 92H147V91H145ZM150 92V91H149ZM241 92H243V91H241ZM244 93V92H243ZM123 94V93H122ZM146 94V93H145ZM235 94V93H234ZM237 95V94H236ZM96 96V95H95ZM132 96V95H131ZM142 96H143V94H142ZM144 96H146V97H148L147 95H144ZM235 96V95H234ZM117 97V96H116ZM137 97V96H136ZM146 97H144V98H146ZM228 97V96H227ZM96 98V97H95ZM103 98H105V97H103ZM131 98V97H130ZM139 98H141V97H139ZM143 98V97H142ZM187 98V97H186ZM229 98H231V97H229ZM255 98V97H254ZM125 99H126V96L124 97V94L122 95V117H123V115H127V114H130V113H128L129 111L131 112L132 110H130V108H129V111L127 112V108L125 109L124 108V105H125V107L127 106L126 104H128V105H131V109H132V106H134V102H133V105L132 104H129L128 102L129 101H127V103H124V101H125ZM183 99H185V97L183 98ZM93 100V99H92ZM98 100V99H97ZM120 100V101H121ZM139 100H142V99H139ZM138 100V101H139ZM178 100H180V101H178ZM234 100V99H233ZM257 100V99H256ZM133 101V100H132ZM176 101V102H175ZM178 101V102H177ZM236 101V100H235ZM239 101V100H238ZM35 99L33 98V103L32 104H35ZM93 102V101H92ZM101 102V101H100ZM126 102V101H125ZM131 102V101H130ZM184 102H182V103H184ZM247 102V101H246ZM136 103H137V100H136ZM135 103V104H136ZM177 103V104H176ZM180 103V104H179ZM264 103V102H263ZM90 104V103H89ZM141 104V103H140ZM156 104V105H155ZM82 105V104H81ZM100 105V104H99ZM119 105V104H118ZM173 105V104H172ZM97 106V105H96ZM121 106V105H120ZM136 106V105H135ZM176 106H174V107H176ZM183 105L181 104L180 105V107H182ZM244 106V105H243ZM94 107V106H93ZM106 107V106H105ZM127 107H129V106H127ZM136 107H139V105L138 106H136ZM157 107V106H156ZM172 107V106H171ZM179 107V108H180ZM184 107V106H183ZM117 108V107H116ZM135 108V107H134ZM134 108H133V110H134ZM141 108V109H142ZM158 108V107H157ZM169 108V107H168ZM98 109V108H97ZM110 109V108H109ZM156 109V108H155ZM172 109V108H171ZM175 109V108H174ZM118 110V109H117ZM136 110V109H135ZM140 110V109H139ZM138 110V111H139ZM173 110V109H172ZM183 110H185V109H183ZM263 110V111H262ZM137 111V112H138ZM175 111V110H174ZM253 111V110H252ZM102 112V111H101ZM112 112V111H111ZM152 112H153V114H152ZM163 112H164V110H163ZM167 112H169V110H167ZM171 112H173V111H171ZM262 112V113H261ZM133 113V112H132ZM166 114V113H165ZM169 114V113H168ZM137 115V114H136ZM159 115V114H158ZM170 115V114H169ZM172 115V114H171ZM177 115V116H178ZM124 116V117H125ZM138 116V115H137ZM161 116V115H160ZM160 116H158V117H160ZM176 116V117H177ZM132 117V116H131ZM131 117H129V118H131ZM135 117V116H134ZM128 117H125V118H123V120L124 119H129ZM133 118V117H132ZM131 118V119H132ZM134 119V118H133ZM122 120V122H124ZM130 120V119H129ZM128 120H126L125 122H127ZM132 121V120H131ZM130 121V122H131ZM134 121V120H133ZM182 121H183V123H182ZM165 123H163V124H165ZM126 124V123H125ZM125 124H123L124 126H125ZM236 124H239V126L238 125H236ZM122 125V126H123ZM76 127V126H75ZM126 127V126H125ZM127 127V129H129ZM241 128H244V134L242 135V136H244L245 135V138H246V136H247V139H243V140H245V141H239L238 140V137L240 138V137H242L241 136V134L239 133L240 131V129ZM126 131H128V130H126ZM124 132H125V130H124ZM124 132H123V134H124ZM241 132H242V130H241ZM122 134V133H121ZM125 134H127V133H125ZM254 135L253 136V138L255 137V136H257V138L256 139H248V135ZM176 135V137H174ZM249 135V138L251 137L252 138V136H250ZM128 136H129V134H128ZM167 140V141H169V144L171 143V145L169 146L168 145V143L166 144V143H163L164 141H162L163 139V137ZM145 137V138H146ZM159 137V138H158ZM122 138V139H123ZM195 138H196V140H195ZM179 140V141H178ZM187 140V139H186ZM186 140H184V141H186ZM189 140H190V138H188V142H189ZM178 141V142H177ZM181 141H182V139H181ZM191 141V140H190ZM187 142V141H186ZM187 142V143H188ZM123 143V142H122ZM143 143V142H142ZM142 143H140V144H142ZM165 144H166V146H165ZM183 144V143H182ZM185 144V143H184ZM111 145V144H110ZM126 145V144H125ZM129 145H131V146H129ZM161 145H163L164 146V149H162L161 148ZM168 145V146H167ZM124 146V145H123ZM162 146V147H163ZM184 146V145H183ZM182 146V147H183ZM186 146V145H185ZM184 146V147H185ZM258 146H260V147H262V148H258ZM139 147H141V148H139ZM112 148V147H111ZM187 148V147H186ZM185 148V149H186ZM126 149V151H127V148H125ZM141 149V150H140ZM130 150H132L133 151V147H132V149H130ZM167 150H169V152H167ZM178 150V151H177ZM188 150V149H187ZM19 151V150H18ZM131 151V152H132ZM137 151V150H136ZM146 151V150H145ZM151 151V152H150ZM170 151H171V156L170 155H168L169 153H170ZM182 151V150H181ZM9 152H16V151H13V150H9V149H3V155H2V157H1V160H3L4 159V161H3V163L6 161V159L4 158L5 157V155H7ZM94 152V151H93ZM168 154H167V153ZM183 152V151H182ZM181 152V153H182ZM185 152V151H184ZM98 153V152H97ZM123 153V152H122ZM29 154H31V155H36L37 156V154H33V152L31 151V152H29ZM39 154V153H38ZM137 154V153H136ZM144 154V153H143ZM167 154V155H166ZM180 154V153H179ZM179 154H177L176 156H178V158L180 157L181 158V154H180V156H179ZM105 155V154H104ZM103 155V156H104ZM135 155V154H134ZM106 156V155H105ZM124 155H122V157H123ZM137 156V155H136ZM144 156H145V154H144ZM9 157V156H8ZM24 157V156H23ZM30 157V156H29ZM32 157H34V156H32ZM92 157V156H91ZM135 157V156H134ZM143 157V156H142ZM141 157V158H142ZM152 157V156H151ZM156 157V158H155ZM42 158V157H41ZM58 158V157H57ZM69 158V157H68ZM78 158V157H77ZM102 158V157H101ZM138 158V157H137ZM140 157L138 158L139 160L141 159ZM144 158V157H143ZM162 158H164V157H162ZM240 158V159H239ZM137 159V160H138ZM148 159H149V157H148ZM167 159L165 160L164 159V161L166 162L167 161ZM172 159H171V161H169L168 160V162H175V161H172ZM182 159V158H181ZM181 159H179V161L180 162H183V160H181ZM195 159V160H194ZM0 160V161H1ZM29 160V159H28ZM27 160V161H28ZM40 160V159H39ZM116 160V159H115ZM121 160V159H120ZM135 160V159H134ZM176 160V159H175ZM178 160V159H177ZM63 161H65V160H63ZM66 161H68V160H66ZM73 161V160H72ZM71 160H70V163L72 162ZM92 161V160H91ZM102 161V160H101ZM104 161V160H103ZM119 161V160H118ZM125 161V160H124ZM123 161V162H124ZM129 161H131V160H129ZM143 161V160H142ZM161 161H163V159H161L160 161H158V162H160L161 163ZM196 161V162H195ZM2 162V161H1ZM79 162V161H78ZM77 162V163H78ZM87 162V161H86ZM105 162V161H104ZM112 162V161H111ZM133 162V161H132ZM135 162V161H134ZM133 162V163H134ZM137 162H139V161H137ZM144 162H146V161H144ZM151 162V161H150ZM157 162V164H159ZM186 162V163H185ZM33 163H36V160H35V162H33ZM42 163V162H41ZM41 163H39V164H41ZM61 163V162H60ZM69 163V162H68ZM75 163V162H74ZM143 163V162H142ZM162 163H164V162H162ZM161 163V164H162ZM176 163H177V161H176ZM176 163H174V165H172V166H174L175 167V169L174 170H172V174H174V172H175V170H176V168H178V167H180L181 166V164L180 163H178V166H177V164ZM17 164H19V162L17 163ZM17 164H14L15 166L17 165ZM32 164V163H31ZM38 164V165H39ZM66 164V163H65ZM123 164V163H122ZM127 164V163H126ZM135 164V163H134ZM140 164V163H139ZM149 164V163H148ZM147 164V165H148ZM155 164V163H154ZM167 164V162L165 163V165ZM169 164H171V163H169ZM169 164H167L168 166H169ZM173 164V163H172ZM175 164H176V166H175ZM180 164V165H179ZM208 164V165H207ZM7 165H9V164H7ZM6 165V166H7ZM14 165L12 166V165H9V166H5L4 165V169H2V171L1 172H9V173H13L14 171ZM33 165H35V164H33ZM37 165V168H39V166ZM49 165V164H48ZM47 165V166H48ZM67 165V164H66ZM164 165V166H165ZM183 165L181 166V167H183ZM203 165V167H205L204 165V163L202 164ZM229 165V166H228ZM46 166V167H47ZM61 166H62V164H61ZM71 166V165H70ZM125 166V165H124ZM123 165H122V167H124ZM131 166V165H130ZM136 166V165H135ZM140 166L141 165H139L138 167L140 168ZM154 166V165H153ZM152 166V167H153ZM171 166V165H170ZM188 166V167H189ZM196 166V165H195ZM197 166H199V165H197ZM201 166V165H200ZM213 166V165H212ZM227 166V167H226ZM27 167V166H26ZM35 167V166H34ZM45 167V166H44ZM65 167V165H63V168ZM67 167H68V165H67ZM128 167V166H127ZM127 167H125V168H127ZM133 167V166H132ZM137 167V166H136ZM161 167V166H160ZM159 167V168H160ZM174 167H172V169L174 168ZM215 167H216V165H215ZM222 167H219V168H222ZM229 167V168H228ZM52 168V167H51ZM110 168V167H109ZM122 169V170H126V169ZM166 169V167H163V169ZM171 168V167H170ZM186 168H187V166H186ZM190 168V167H189ZM198 168H200V167H198ZM206 168V167H205ZM212 168H214V167H212ZM218 168V169H219ZM40 169V168H39ZM62 169V168H61ZM90 169V168H89ZM107 169V168H106ZM127 169H129V168H127ZM142 169V168H141ZM141 169H139V171L141 170ZM146 169V168H145ZM150 169V168H149ZM156 169V168H155ZM164 169V170H165ZM168 169V168H167ZM192 169V168H191ZM190 169V170H191ZM201 169V168H200ZM203 169V168H202ZM216 168H214V170H215ZM33 170H35V168L33 169ZM49 170H50V168H49ZM52 170V169H51ZM130 170V169H129ZM156 170H159L158 168L156 169ZM155 170V171H156ZM181 169H177V171H180ZM185 171H188V169L186 170V169H184ZM183 170V171H184ZM193 170H194V168H193ZM212 170V169H211ZM26 171V170H25ZM39 171V170H38ZM87 171V170H86ZM127 171V170H126ZM125 171V172H126ZM134 171V170H133ZM138 171V172H139ZM151 171V170H150ZM160 171V170H159ZM166 171V170H165ZM196 171V170H195ZM201 171H203V170H200V172ZM207 171H208V169H207ZM209 171H210V169H209ZM220 171V170H219ZM0 172V173H1ZM36 172H37V170H36ZM53 172V171H52ZM93 172V171H92ZM116 172V171H115ZM124 172V173H125ZM130 172V171H129ZM135 172V171H134ZM133 172V173H134ZM137 172V171H136ZM147 172H148V170H147ZM162 172V171H161ZM181 172H182V170H181ZM204 172H206V171H204ZM203 172V173H204ZM218 172V171H217ZM231 173H232V171H230ZM6 173V174H7ZM9 173L7 174V177H9L8 175H9ZM16 173V172H15ZM19 173V172H18ZM30 173H32L31 171H30ZM40 173V172H39ZM75 173V172H74ZM124 173H122V174H124ZM131 173V172H130ZM140 173L142 174V172L140 171ZM140 173H139V175H140ZM144 173V172H143ZM170 173V174H171ZM184 173V172H183ZM188 173V172H187ZM190 173V172H189ZM211 173H213V172H211ZM210 173V174H211ZM226 173V172H225ZM242 173V174H241ZM5 174V175H6ZM35 174V173H34ZM38 174V173H37ZM41 174V173H40ZM49 174V173H48ZM71 174V173H70ZM114 174V173H113ZM154 174H155V172H154ZM163 174V173H162ZM167 174H169V173H167ZM167 174H166V176H167ZM180 174V173H179ZM194 174V173H193ZM199 174V173H198ZM207 174V173H206ZM206 174L204 175V176H206ZM220 174V173H219ZM17 175V174H16ZM24 175H25V172H24ZM27 175V174H26ZM25 175V176H26ZM90 175H92V174H90ZM97 175V174H96ZM104 175V174H103ZM125 175V174H124ZM136 175V174H135ZM143 175V174H142ZM181 175V174H180ZM184 175H186V173L184 174ZM208 175V174H207ZM214 175V174H213ZM217 175V174H216ZM222 175V174H221ZM231 174H229V176H230ZM1 176H3V174L2 175H0V177ZM13 176V175H12ZM28 176H31L30 174L28 175ZM39 176V175H38ZM112 176V175H111ZM129 176H130V174H129ZM132 176V175H131ZM138 176V175H137ZM146 176V175H145ZM144 176V177H145ZM149 176H151L150 174H149ZM154 176V175H153ZM162 176V175H161ZM165 176V177H166ZM172 176V177H171ZM171 176H169V177H171V178H173L174 176H175V174H174V176L173 175H171ZM203 176V175H202ZM215 176V175H214ZM227 176V175H226ZM4 177V176H3ZM94 177V176H93ZM100 177V176H99ZM105 177H106V175H105ZM128 177V176H127ZM156 177V176H155ZM157 177H158V179H159V177H160V175L159 174H157ZM163 177H164V175H163ZM168 177V176H167ZM166 177V178H167ZM183 177H185V176H183ZM187 177V176H186ZM194 177V176H193ZM217 177V176H216ZM237 177H239V176H237ZM10 178H11V176H10ZM18 178H20L19 177V175H18ZM24 179H25V177H23ZM37 178V177H36ZM98 178V177H97ZM101 178V177H100ZM137 178V177H136ZM177 177H175L174 179H176ZM181 178V177H180ZM195 178V177H194ZM211 178V177H210ZM243 178V177H242ZM240 179L241 181L242 180H244V178L243 179ZM30 179V178H29ZM104 179V178H103ZM111 179V178H110ZM116 179H117V177H116ZM138 179V178H137ZM142 179V178H141ZM144 179V178H143ZM142 179V180H143ZM145 179H146V177H145ZM163 179V178H162ZM161 179V180H162ZM174 179H173V182H174ZM183 180H184V178H182ZM218 179V178H217ZM228 179V178H227ZM14 179H11V180H9L8 181V183L6 184L7 186H2L1 188H0V192L3 194L4 193V195H2L1 193H0V197H1V199H0V241H4V242H6V241H12V246L11 247H8V256L9 257H11L12 259H13V261H16V263L17 264H41L42 262H44V263H42V264H48V263H50V264H196L195 262H197V264H206L207 263V261H210V262H208V263H210V264H213L215 261L214 260H211L210 259V257L211 258H216V257H219V258H221L220 260H219V262L221 261V262H223L222 264H224V262H225V264H251V262H252V260L251 259H253V262L254 263H252V264H264V237H261L260 236V234L261 233H263L264 234V207H263V205H262V203H261V205L262 206H258V205H256V206H258V207H256V208H258V210H260V211H258L257 209L255 210V207H253L251 210H250V208H251V206L250 205H246V204H244V203H246V202H241L240 200H238L241 204H238L239 202H237L236 200H235V198L233 199L231 196V199L232 200H227V199H229V198H227V199H224V200H226L225 201V203L223 202L224 200H222L221 201V199H219V197H217L216 195H214L215 197H211L212 199L211 200H213V201H215V204H212V205H210V200L208 201V198H207V196H204L203 198L205 199V197H206V200H199V198L201 197V196H198L199 198L198 199H196L195 198V200L193 199V197H192V201H191V203H189V201H187L186 203H189L188 205H190V204H192V202L195 204L196 203V205H194L193 207L190 205V208H193V210H190V211H188V209L187 210H184V206H183V204H181V202H183L184 200H185V194H188V193H184L183 191H180V189L178 190H176V193H174L175 191H173L172 192V194H171V196L170 197H166L167 199L166 200H164V202L161 200V198H163V196L161 197L160 195V198H159V196H157L158 198H159V201L158 202H161L162 201V204H158L157 203V200H156V198H152L154 195H153V193L155 192V190L156 189H154V190H152V192H151V190H147L151 195H152V197H151V199H153V200H155L156 202H154V201H152L151 202V200H149L150 202H151V204L149 203V201L148 200H146L144 197V199H145V201H144V199L142 198V196L143 195H140V196H135V195H133V196H135V197H137V198H135V199H133V202H131L132 201V199H131V196H130V199H131V201H130V204L128 203L127 204V207L125 206V208L122 206V212L121 211H119V212H116L117 211V209L115 208V210L113 209V210H111L110 208H109V206L107 205V204H104L105 206V210L103 209H99V211H97L98 213H100V212H102L103 213V215L104 216H102L101 218H103V217H105L108 221L110 220L111 222H113L114 224L113 225H115V228H117V226H119V228H121L122 229V237H116V233H114L115 235H113V234H110V235H112L111 236V238L110 239H108L107 237H104L103 236V234H101L100 232V229H97V228H94V229H92V232H94V233H92V235H90V232L88 231V233H85V231H79V228L80 227H76L75 229H71L70 227L71 226H73L74 227V225L73 224H71L70 225V227L68 226V223L66 222V220H65V218H64V215L63 214H65V212L63 213V210H64V207L66 206V204L68 205V203H67V201H69L68 199H65L66 198V196H64L65 198V200H67L66 202L64 201V203L61 201V203H57V204H59V206H55V207H57V208H55V209H57V212H53L54 213V215H53V217H52V215L51 214H49L50 216H48V215H44V216H42V220L40 221V220H38V218H37V220L35 219V218H32V213H31V211H30V207H27L28 209H29V211H28V209H25V205L27 204H25L24 202H22V195L21 194H19V193H15V192H13V188H15V187H18V186H16V185H14V181H13ZM32 180V179H31ZM30 180V181H31ZM125 180V179H124ZM129 180V179H128ZM139 180H140V178H139ZM141 180V181H142ZM150 180V179H149ZM155 180H156V178H155ZM168 180V179H167ZM188 180V179H187ZM197 180H198V178H197ZM196 180V181H197ZM199 180H201V179H199ZM198 180V181H199ZM220 180V179H219ZM23 181V180H22ZM35 181V180H34ZM33 181V182H34ZM93 181V180H92ZM97 181H98V179H97ZM100 181V180H99ZM126 181V180H125ZM134 181V180H133ZM143 181H145V180H143ZM143 181L142 182H140L141 184L143 183ZM153 183H155L154 182V180H151ZM157 181V180H156ZM163 181V180H162ZM185 181H186V179H185ZM197 181V182H198ZM206 181H207V179H206ZM209 181V180H208ZM214 181V180H213ZM246 181V180H245ZM19 182V181H18ZM20 182H21V179H20ZM24 182V181H23ZM137 182V181H136ZM139 182V181H138ZM148 182V183H147ZM147 182H144V183H147L148 185H149V181H147ZM158 182H161V181H158ZM157 182V183H158ZM180 182V180L177 182V183H179ZM189 183H191V182H193V181H188ZM200 182V181H199ZM205 182V181H204ZM211 182H212V180H211ZM218 182V181H217ZM230 182V181H229ZM22 183V182H21ZM94 183V182H93ZM100 184L102 183L103 184V182H99ZM98 183V184H99ZM119 183V182H118ZM167 183V182H166ZM184 183H186V182H184ZM18 184V183H17ZM97 184V183H96ZM132 183H130V185H131ZM137 184V183H136ZM139 184V183H138ZM141 184H139V185H141ZM159 184V183H158ZM164 185V183L163 182H161L160 183V186L161 185ZM168 184V183H167ZM175 185H176V183H174ZM196 184V183H195ZM203 184V183H202ZM211 184V183H210ZM213 184V183H212ZM215 184H217V183H215ZM223 184V183H222ZM234 184H235V182H234ZM236 184H238V186H240V185H242V182H241V184H240V182L238 181V182H236ZM244 184V183H243ZM258 184H256L258 187L260 186V185H258ZM34 184H32V186H33ZM53 185V184H52ZM55 185V184H54ZM94 185V184H93ZM92 185V186H93ZM147 185V186H148ZM154 185V184H153ZM178 185H180V184H178ZM186 185V184H185ZM189 185V184H188ZM192 185V184H191ZM201 185V184H200ZM206 185V184H205ZM204 185V188L206 187ZM214 185V184H213ZM224 185V184H223ZM226 185V184H225ZM19 186H20V184H19ZM23 186V185H22ZM22 186H20V189H21V187ZM29 186H31V185H29ZM31 186V187H32ZM45 186V185H44ZM84 186V185H83ZM138 186V185H137ZM146 186V187H147ZM158 185H155V187L154 188H156ZM170 186L172 187V182H171V184H170ZM195 186V185H194ZM212 186V185H211ZM217 186V185H216ZM219 186V185H218ZM236 186V185H235ZM238 186L237 187H235V188H238ZM244 186V185H243ZM243 186H242V188H243ZM246 186V185H245ZM26 187H28V186H26ZM52 187V186H51ZM103 187V186H102ZM101 187V188H102ZM122 187H124V185L122 186ZM127 188H128V186H126ZM175 187V186H174ZM185 188H186V186H184ZM193 187V186H192ZM199 187V186H198ZM223 187V186H222ZM227 187V186H226ZM225 187V188H226ZM234 187V186H233ZM232 187V188H233ZM247 187V186H246ZM34 188V187H33ZM61 187H59V189H60ZM96 188H97V186H96ZM100 188V187H99ZM98 188V189H99ZM125 188V187H124ZM130 188H133L132 187V185H131V187ZM138 188H140V187H138ZM143 188V187H142ZM149 189L151 188V186L150 187H148ZM161 189V187H158V189ZM168 188V187H167ZM177 188V187H176ZM178 188H179V186H178ZM207 188H209L210 189V187H207ZM206 188V189H207ZM215 188H217V187H215ZM231 188V187H230ZM234 188V189H235ZM242 188H240V189H242ZM248 188V187H247ZM11 189V192L10 191H8V190H10ZM25 190H26V188H24ZM123 189V188H122ZM135 189V188H134ZM145 189H147V188H145ZM159 189V190H160ZM171 189V188H170ZM169 189V190H170ZM187 189V188H186ZM186 189H184L185 191H186ZM208 189V190H209ZM220 189V188H219ZM25 190H22V191H25ZM30 190H32V189H30ZM35 190H36V188H35ZM34 190V191H35ZM48 190H49V188H48ZM57 190H58V188H57ZM56 190V191H57ZM106 190H108V189H106ZM143 190V189H142ZM158 190V191H159ZM173 190V189H172ZM182 190H183V187H182ZM189 188H188V192H189ZM198 190H199V188H198ZM200 190H202V188L200 189ZM212 190V189H211ZM210 190V191H211ZM247 190H249V189H247ZM6 191V192H5ZM19 191V190H18ZM53 191V190H52ZM61 191H62V189H61ZM74 191V190H73ZM81 191V190H80ZM80 191H79V193H80ZM83 191V190H82ZM88 191H90V189L88 190ZM94 191V190H93ZM102 191V190H101ZM124 191H126V190H124ZM123 191V192H124ZM144 191V190H143ZM147 191L145 190L144 191V193L146 192L147 193ZM161 191L162 190H160V193H161ZM194 192H195V190H193ZM204 191V190H203ZM202 191V192H203ZM214 191V190H213ZM219 192H220V190H218ZM217 191V192H218ZM224 192H225V190H223ZM223 191H222V193H223ZM227 191V190H226ZM230 191H233V192H235V190H230ZM259 191V190H258ZM263 191V190H262ZM40 192V191H39ZM47 192V191H46ZM59 192H60V190H59ZM59 192H57V193H59ZM127 192V191H126ZM135 192V191H134ZM141 192V191H140ZM157 192V191H156ZM167 192H169L168 190H167ZM199 192V191H198ZM227 192H229V190L227 191ZM254 192V191H253ZM26 193H28V192H26ZM34 193V192H33ZM45 193V192H44ZM61 193H63V192H61ZM60 193V194H61ZM79 193L78 194H76V195H79ZM82 193V192H81ZM90 193V192H89ZM92 193V192H91ZM103 193H104V191H103ZM116 193V192H115ZM136 193V192H135ZM134 193V194H135ZM149 193H147L148 194V196H147V194H145L144 196H147V197H150V194ZM159 193V192H158ZM193 193V192H192ZM192 193H189L190 195L192 194ZM199 193H201V192H199ZM209 193H212V192H209ZM250 193V192H249ZM23 194V193H22ZM25 194V193H24ZM55 194V193H54ZM84 194V193H83ZM88 194V193H87ZM93 194V193H92ZM96 194V193H95ZM98 194V193H97ZM155 195H156V193H154ZM166 194V193H165ZM188 194V195H189ZM202 194V193H201ZM201 194H199V195H201ZM204 194H206V193H204ZM217 195H218V193H216ZM227 194V193H226ZM235 194H237V193H235ZM243 194V193H242ZM256 194V193H255ZM27 195H29V194H27ZM53 195V194H52ZM57 195V194H56ZM63 195V194H62ZM70 195V194H69ZM82 195V194H81ZM84 195H86V194H84ZM89 195V194H88ZM106 195V194H105ZM136 195H137V193H136ZM162 195H163V193H162ZM168 195V194H167ZM221 195V194H220ZM234 195V194H233ZM232 195V196H233ZM239 195H240V193H239ZM35 196V195H34ZM75 196V195H74ZM73 196V197H74ZM87 196V195H86ZM166 196V195H165ZM208 196H210V195H208ZM222 196V195H221ZM27 197V196H26ZM39 197V196H38ZM60 197H62L61 195H60ZM77 197V196H76ZM146 197V198H147ZM155 197V196H154ZM177 197V198H176ZM194 197H196V195L194 196ZM223 197V196H222ZM224 197H226L225 195H224ZM236 197V196H235ZM253 197V196H252ZM259 197V196H258ZM53 198V197H52ZM56 198V197H55ZM63 198V197H62ZM61 198V199H62ZM80 198V197H79ZM82 198V197H81ZM86 198V197H85ZM141 198L143 199V200H141ZM157 198V199H158ZM165 198V197H164ZM169 198L170 199H176L173 203H169L168 201H169ZM186 198H187V195H186ZM219 200H218V199ZM238 198V197H237ZM236 198V199H237ZM243 198V197H242ZM251 198V197H250ZM59 199V198H58ZM58 199H56L57 201H59ZM63 199V200H64ZM74 199V198H73ZM84 199V198H83ZM88 199V198H87ZM120 199V198H119ZM147 199H149V198H147ZM201 199H202V197H201ZM223 199V198H222ZM35 200H37L36 198H35ZM54 200V199H53ZM161 200V201H160ZM241 200H243V199H241ZM250 200V199H249ZM25 201V200H24ZM29 201V200H28ZM33 201V200H32ZM31 201V202H32ZM41 201H42V199H41ZM59 201V202H60ZM117 201V200H116ZM129 201V200H128ZM147 201H148V203H147ZM244 201V200H243ZM251 202H252V200H250ZM261 201V200H260ZM38 202V201H37ZM37 202L35 203V204H37ZM55 202V201H54ZM70 202V201H69ZM170 202H171V200H170ZM237 202V203H236ZM248 202V201H247ZM250 202V203H251ZM258 202V201H257ZM262 202V201H261ZM25 205H24V204ZM29 203V202H28ZM42 203V202H41ZM56 203V202H55ZM63 203V204H62ZM77 203V202H76ZM81 203V202H80ZM86 203V202H85ZM155 203V204H154ZM184 204H185V202H183ZM212 203V202H211ZM214 203V202H213ZM223 203L224 204H226V206L224 207V206H222L223 205ZM249 203V202H248ZM35 204H32V205H35ZM49 203H47V205H48ZM60 204H62V208H61V205ZM70 204H71V202H70ZM69 204V205H70ZM99 204H101V202L99 203ZM98 204V205H99ZM181 204V205H180ZM254 204V203H253ZM264 204V203H263ZM28 205V204H27ZM30 205V204H29ZM40 205H42V204H40ZM44 205H46V203L44 204ZM44 205H42V206H44ZM44 206L43 207V211L45 210V212H46V214L47 213H49V211L50 212H52V210H53V208H52V210H48V208L50 209L51 208V206L50 207H48V206ZM50 205V204H49ZM53 205H55V204H53ZM72 205V204H71ZM84 205V204H83ZM87 205H88V203H87ZM97 205V204H96ZM103 204H101V206H102ZM117 205H119V204H117ZM188 205H185V207L187 206V207H189ZM36 206H38V208L40 207L41 208V206H39V205H35V206H33V208L34 207H36ZM90 206V205H89ZM88 206V207H89ZM92 206V205H91ZM180 206H183L182 208H180ZM32 207V206H31ZM53 207V206H52ZM70 207V206H69ZM77 207V206H76ZM83 207H85V206H83ZM87 207V206H86ZM99 207V206H98ZM261 209H260V208ZM33 208L31 209L32 211H33ZM59 208V209H58ZM114 208V207H113ZM42 209V208H41ZM66 209V208H65ZM71 209V208H70ZM69 209V210H70ZM86 209V208H85ZM84 209V210H85ZM97 209V208H96ZM95 209V210H96ZM258 211V216H259V213H261V218L259 217V218H256L254 215L252 216L251 214H255V211ZM68 210V209H67ZM87 211H88V209H86ZM90 210V209H89ZM91 210H92V207H91ZM35 211H37V210H35ZM42 211V213L44 214L45 212H43ZM83 211V210H82ZM249 211H254L253 213H249ZM76 212H78V211H76ZM95 212V211H94ZM93 212V210L91 211V212H88V213H94ZM34 213V212H33ZM40 212H38V214H39ZM78 214H80V213H78ZM77 213H76V215L77 216H79ZM86 214V213H85ZM95 214V213H94ZM81 215H82V213H81ZM106 215V216H105ZM257 215V214H256ZM36 216V215H35ZM71 216V215H70ZM98 216V215H97ZM101 216V215H100ZM68 217V216H67ZM87 217V216H86ZM96 217V216H95ZM99 217V216H98ZM71 218V217H70ZM198 218H203L202 220H204V219H206V221L210 224L211 222H209V221H212V223L211 224H213L214 225V227L216 226V227H218V228H220L221 226H223L224 224H226V225H228V226H230V227H233V229L232 228H229V229H231V230H228V231H232V232H237V233H239V232H242L243 234L241 235V233H240V235L237 237V238H234L233 237V235H231V234H233V233H231L230 234V236H232L233 238H230L229 237V235H227V237L226 236H224V237H221L222 239L220 240L219 238H218V240L217 241H215V239H213L212 238V240L213 241H211V240H209L210 238V236H211V234H210V232H211V230H202V232L201 231H199V230H197V231H199V233L201 232L204 236H205V238H206V240L205 239H203L202 241H201V239H202V237L200 238V241L197 239V238H195V234L193 235L194 237L192 238L190 235H187V238H189V237H191L192 239H197L198 241V243H197V246L199 247H195L196 248V250L197 249H201V250H205V251H203V252H205V253H203V254H205V256L206 255H209V259H207L208 258V256H207V258H203V259H198L195 255L197 254L196 252H195V250H193L194 252H195V257L193 256V254L191 255L190 253H188L187 252V250H191V248L190 249H181L182 247H183V245H187L186 247H189L188 246V244H191V243H187V244H185L184 242L186 241H188V240H185L184 238H185V235L183 234L184 232H185V234H186V232L187 233H190V234H193L192 232H196L195 231V228H197L198 226L197 225H195V226H197V227H195V226H193V228H194V231H193V229L191 228V230L192 231H190L189 232V230L188 231H185V228H184V226L185 225H187L188 223L187 222H189V221H186L185 223H187V224H185L184 226H182L183 224L181 223L183 220H190V223H191V221H192V223L191 224H193L194 225V220L195 219H198ZM239 218V219H238ZM244 219V221L243 222H241V224H240V221L241 220H243ZM106 219H103V222H104V220H106ZM73 221H76L77 219L75 218V216H74V219H72ZM106 220V221H107ZM199 220V219H198ZM196 221V222H200V221ZM83 221V220H82ZM81 221V222H82ZM105 221V222H106ZM109 221V222H110ZM72 222V221H71ZM202 222V221H201ZM204 222H205V220H204ZM204 222H202L205 226H206V224L207 225H209L208 223H204ZM74 223V222H73ZM78 223H80L79 222V220H78ZM93 223V222H92ZM202 223H199V224H201V227L203 226L204 227V225H202ZM239 223V224H238ZM70 224V223H69ZM82 224V223H81ZM85 224H87V223H85ZM84 224V225H85ZM99 224V223H98ZM191 224H190V226H191ZM112 225V224H111ZM117 225V226H116ZM181 225V226H180ZM218 225H220V227L218 226ZM91 226V225H90ZM99 226V225H98ZM180 226V227H179ZM225 226V225H224ZM72 227V228H73ZM186 227H189V226H186ZM200 227V226H199ZM201 227H200V229H201ZM210 227H211V225H210ZM176 229V231H172V232H170L169 234H170V236L173 234V237L176 235V236H178L179 235V237H176V238H178V240L179 239H181V237L183 238V239H181V241L183 242L184 240V244L183 245H180V246H176V247H174V245H172V244H167L168 242L166 241V240H164V238H160L159 236H162V237H164V235H167L168 234V232L169 231H171L170 229ZM224 229H221L222 230V232H227V229H226V231H225V228L226 227H223ZM120 229V230H121ZM183 229V230H182ZM188 228H186V230H187ZM203 229V228H202ZM205 229H208V226L207 227H205ZM82 230V229H81ZM84 230V229H83ZM212 230H214V229H212ZM109 231V230H108ZM116 231V230H115ZM216 231V230H215ZM117 232V231H116ZM219 232H221L220 231V229H219ZM20 233H23L24 235H25V237L27 238V242H24V241H21V239L19 238V234ZM80 233H82V234H80ZM97 233V234H96ZM119 233V232H118ZM201 233H200V235H201ZM227 233H229V232H227ZM175 234V235H174ZM178 234V235H177ZM197 234V233H196ZM225 234V233H224ZM263 234H261L262 236H264ZM86 235V236H85ZM109 235V236H110ZM198 235V234H197ZM202 235V236H203ZM223 235V234H222ZM235 235H236V233H235ZM85 236V237H84ZM150 236H154V239H151V240H146L148 237H150ZM184 236V237H183ZM189 236V237H188ZM199 236V235H198ZM213 236H215V235H213ZM172 237V236H171ZM197 237V236H196ZM216 237V236H215ZM229 237V238H228ZM18 238L20 239V240H18ZM25 238V239H26ZM97 238H98V240H97ZM153 238V237H152ZM175 238V237H174ZM169 239H172V238H169ZM122 242H121V241ZM173 240V239H172ZM189 240H190V238H189ZM169 241V240H168ZM174 241H175V239H174ZM174 241H173V244H177V242H175L174 243ZM244 242V244L242 245L241 244V242ZM170 242V241H169ZM180 242V241H179ZM171 243H172V241H171ZM195 243V242H194ZM4 245V244H3ZM15 245V246H14ZM195 245V244H194ZM193 246V245H192ZM185 247V248H186ZM206 247H209V248H206ZM6 248V247H5ZM184 248V247H183ZM193 248V247H192ZM203 248V249H202ZM176 249V250H175ZM206 249H207V251H206ZM208 249H210L209 251H208ZM182 250V251H181ZM191 250V251H192ZM190 251V252H191ZM197 252H198V250H197ZM188 253V254H187ZM193 253V252H192ZM29 254H31L32 255V259L30 258V256H29ZM200 256H202V255H200ZM199 255H198V257H200ZM204 256V255H203ZM249 257V259H250V263L248 262V263H246L247 262V258ZM218 259V258H217ZM248 259V260H249ZM206 261V263H203L202 261ZM216 260V259H215ZM212 261V262H211ZM214 261V262H213ZM217 261V260H216ZM199 262V263H198ZM207 263V264H208ZM214 264H218V262L217 263H214ZM221 264V263H220Z\"/></svg>",
	"mask_w": 264,
	"mask_h": 264
},
{
	"label": "built area",
	"instance_id": "2783aa9c",
	"mask_svg": "<svg viewBox=\"0 0 264 264\" xmlns=\"http://www.w3.org/2000/svg\"><path fill=\"white\" fill-rule=\"evenodd\" d=\"M80 7L121 12V0H0V159L3 149L17 153L37 150L31 141L43 133L36 120L51 109V100L44 92L40 61L46 53L47 57L53 54L51 58L60 60L57 53L73 41L72 28L53 24L49 16L52 12ZM74 20L81 28L87 48H91L98 32L91 27L103 28L104 23L91 26L81 13ZM48 33L54 34L47 37ZM51 40L55 41L54 46ZM75 70L72 63H66L67 74ZM0 264H16L1 246Z\"/></svg>",
	"mask_w": 264,
	"mask_h": 264
}]
</instances>
